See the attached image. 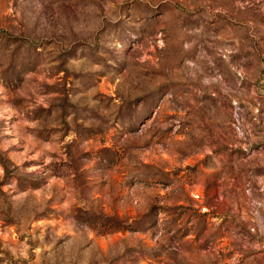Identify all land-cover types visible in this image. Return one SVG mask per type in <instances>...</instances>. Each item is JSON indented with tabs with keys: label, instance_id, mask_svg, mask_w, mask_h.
Masks as SVG:
<instances>
[{
	"label": "rangeland",
	"instance_id": "rangeland-1",
	"mask_svg": "<svg viewBox=\"0 0 264 264\" xmlns=\"http://www.w3.org/2000/svg\"><path fill=\"white\" fill-rule=\"evenodd\" d=\"M0 264H264V0H0Z\"/></svg>",
	"mask_w": 264,
	"mask_h": 264
}]
</instances>
